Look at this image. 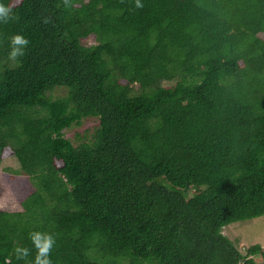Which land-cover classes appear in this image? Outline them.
Wrapping results in <instances>:
<instances>
[{
    "label": "trees",
    "instance_id": "16d2710c",
    "mask_svg": "<svg viewBox=\"0 0 264 264\" xmlns=\"http://www.w3.org/2000/svg\"><path fill=\"white\" fill-rule=\"evenodd\" d=\"M140 2L0 0V264H264L224 233L264 217V0Z\"/></svg>",
    "mask_w": 264,
    "mask_h": 264
},
{
    "label": "clouds",
    "instance_id": "9594fccd",
    "mask_svg": "<svg viewBox=\"0 0 264 264\" xmlns=\"http://www.w3.org/2000/svg\"><path fill=\"white\" fill-rule=\"evenodd\" d=\"M65 6H71L69 0H63ZM137 8H143L144 5L140 0H135ZM13 13V5H6L0 3V23L7 24L10 20L15 19ZM44 23H48L45 19ZM30 44V41L21 34H14L10 37L8 58L11 61L19 63L20 60L26 55L25 49ZM29 239L35 250L34 259L29 261L28 257L31 254V250L26 247H16L14 249L16 259L24 260L25 264H53L51 259L53 248L56 244V238L52 233L33 231L29 234ZM5 264H10V260H6Z\"/></svg>",
    "mask_w": 264,
    "mask_h": 264
},
{
    "label": "rangeland",
    "instance_id": "374dc122",
    "mask_svg": "<svg viewBox=\"0 0 264 264\" xmlns=\"http://www.w3.org/2000/svg\"><path fill=\"white\" fill-rule=\"evenodd\" d=\"M88 43L94 44L92 39L87 40ZM96 125L95 119L87 120L82 126H75L72 129L66 131L65 135L69 139H76L78 133H84L86 129H91ZM16 160V159H15ZM10 160L8 162V167L13 168V170L19 171V163L17 160ZM4 167V166H3ZM3 169V168H2ZM5 170V169H4ZM0 170V204L7 205L5 208L7 211L19 210L17 207H9L15 205V200H13L9 195L5 185L4 178ZM13 204V205H11ZM224 233L231 237L234 241H238L240 249L245 254V248L260 244L264 248V217L257 218L254 220L239 222L229 225L224 229Z\"/></svg>",
    "mask_w": 264,
    "mask_h": 264
}]
</instances>
